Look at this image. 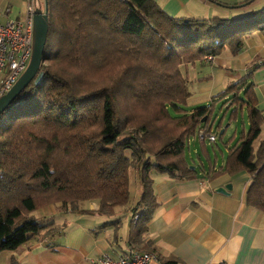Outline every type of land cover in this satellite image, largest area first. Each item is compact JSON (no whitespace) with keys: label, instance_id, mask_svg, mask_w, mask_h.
I'll return each mask as SVG.
<instances>
[{"label":"trees","instance_id":"trees-1","mask_svg":"<svg viewBox=\"0 0 264 264\" xmlns=\"http://www.w3.org/2000/svg\"><path fill=\"white\" fill-rule=\"evenodd\" d=\"M46 4L39 71L0 113V252L61 234L52 219L33 214L48 205L82 216L113 215L129 202L131 168L140 189L130 208V247L141 242L159 207L155 174L182 180L200 172L211 180L245 171V202L264 213V110L252 81L264 59L191 108L181 71L224 50L238 54L251 31L264 29V7L236 18L199 19L171 16L155 0ZM217 104L224 112L213 128ZM242 114L246 130L241 121L236 139L232 133L223 141V164L215 165L209 150L225 135L222 120ZM200 130L215 140L200 141L197 171L185 152ZM82 201L96 208H81ZM108 225L114 223L98 229Z\"/></svg>","mask_w":264,"mask_h":264},{"label":"crops","instance_id":"crops-1","mask_svg":"<svg viewBox=\"0 0 264 264\" xmlns=\"http://www.w3.org/2000/svg\"><path fill=\"white\" fill-rule=\"evenodd\" d=\"M40 1L36 0L38 4ZM155 1L167 14L179 17L186 16L184 12L190 0ZM24 2L0 0L1 5L11 7V13L23 7V10L13 13L14 18L24 12ZM262 59L264 29H256L245 38L238 54L232 55L224 50L209 60L185 65L184 76L187 77L190 92L186 107L207 103L227 84L245 75L252 62ZM252 81L257 107L264 110V67L254 71ZM237 121L227 122V126L222 127L226 131L221 142L232 133L236 139L244 120L241 119L240 124ZM225 122L226 118L222 120V125ZM246 127L244 122L245 130ZM209 151L215 165L223 164L224 145L223 149L219 147ZM153 178L159 207L135 248L155 252L160 264H264V213L245 202L249 179L245 171L223 174L211 180L200 172L190 179L179 180L160 174H155ZM227 185L230 188L226 193L218 191V188ZM129 189V202L115 207L111 216H82L70 211H56L58 204L38 210L43 212L37 217L52 219L56 226L62 227V233L51 238H33L14 251L0 252V264H9L13 258L17 264H90L100 255L121 254L130 247L126 241L131 221L130 208L139 196L134 177L132 189L130 184ZM79 206L95 209L96 203L82 201ZM110 222L114 225L98 229Z\"/></svg>","mask_w":264,"mask_h":264},{"label":"built area","instance_id":"built-area-1","mask_svg":"<svg viewBox=\"0 0 264 264\" xmlns=\"http://www.w3.org/2000/svg\"><path fill=\"white\" fill-rule=\"evenodd\" d=\"M36 0H25L24 12L19 17H10L11 7L0 4V96L7 92L25 70L32 52L33 10ZM206 59H211L206 56ZM197 140L213 142L215 135L203 130L196 134ZM90 264H160L155 252L135 247L125 248L119 255H100Z\"/></svg>","mask_w":264,"mask_h":264},{"label":"rangeland","instance_id":"rangeland-1","mask_svg":"<svg viewBox=\"0 0 264 264\" xmlns=\"http://www.w3.org/2000/svg\"><path fill=\"white\" fill-rule=\"evenodd\" d=\"M43 1V0H42ZM40 1L39 3H43ZM1 4V3H0ZM3 6V5H2ZM39 7V6H38ZM42 7V6H41ZM262 7H264V0H190L186 4L185 8V14L186 16L183 17H189V18H199V19H209L213 17H219V18H236V17H241L247 14H250L254 11L260 10ZM23 10V7L21 9H14L12 10L13 12L10 14V17H14L13 13L15 14L16 12ZM206 59V58H205ZM184 65L181 66V71L184 75ZM186 81L187 77L185 76ZM205 103H201L198 105H203ZM218 106L215 108L213 112V128L216 127L217 123L219 122L220 117L222 116V113L224 112V108L220 106V104H217ZM197 106V105H196ZM194 107V106H193ZM241 119L244 120L246 123V116L245 114L239 115L237 123L240 124ZM227 122L223 124V127L226 125ZM247 126V123H246ZM247 128V127H246ZM217 143L221 149H223V142L218 141ZM211 150V149H210ZM199 152V141L194 138L189 141V145L186 148V159L189 162H193V166L197 169V171L200 170L199 166V160L197 158ZM200 155V154H199ZM219 157V153H218ZM133 177L135 180V173L133 169H130L129 172V184L132 189V184H133ZM137 186L140 189L139 183L136 181ZM133 193V190H131ZM58 204V203H56ZM59 209H55L56 211L61 210L60 205L58 204ZM44 208V207H43ZM40 208V209H43ZM38 209V210H40ZM36 210L33 212V214L37 217L38 215H41L43 211H38ZM44 210V209H43ZM38 211V212H37ZM39 218V217H38Z\"/></svg>","mask_w":264,"mask_h":264},{"label":"water","instance_id":"water-1","mask_svg":"<svg viewBox=\"0 0 264 264\" xmlns=\"http://www.w3.org/2000/svg\"><path fill=\"white\" fill-rule=\"evenodd\" d=\"M47 30V4L46 0H43V6L36 7L33 10L32 52L29 62L25 70L18 77L12 87L0 96V113L3 112V110L15 99V97L23 90V88L35 77V75L39 71V67L42 61L44 44L46 42ZM191 168L194 167L191 166ZM229 188L230 185H227L226 187L218 188V191L226 193V190Z\"/></svg>","mask_w":264,"mask_h":264}]
</instances>
